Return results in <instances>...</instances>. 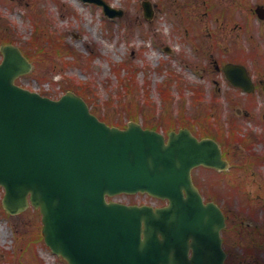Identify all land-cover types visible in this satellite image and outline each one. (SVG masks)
Wrapping results in <instances>:
<instances>
[{
    "label": "rangeland",
    "instance_id": "374dc122",
    "mask_svg": "<svg viewBox=\"0 0 264 264\" xmlns=\"http://www.w3.org/2000/svg\"><path fill=\"white\" fill-rule=\"evenodd\" d=\"M143 1L107 0L123 9L121 16L109 17L102 6L83 0H0V44L11 42L33 56V68L17 78L19 84L54 98L68 90L85 94L92 110L110 124L123 127L133 118L164 133L188 126L244 143L243 151L231 157L230 173L199 166L193 175L205 198L217 199L235 221L244 217L249 222L245 239H254L250 245L238 231L228 236L226 245L235 259L239 262L244 253V263L264 264V204L256 197L264 189V128L259 122L264 96H255L256 120L237 116L240 93L216 67L241 58L264 75L260 23L252 16L250 31H244L241 0H207L216 12L234 4L233 22L205 13L209 9L203 0H148L154 14L146 18ZM232 121L239 132L229 138ZM241 133L255 137L252 154ZM4 193L0 187V264H68L45 243L40 210L30 206L10 215L2 204ZM112 198L164 204L141 192Z\"/></svg>",
    "mask_w": 264,
    "mask_h": 264
},
{
    "label": "water",
    "instance_id": "95a60500",
    "mask_svg": "<svg viewBox=\"0 0 264 264\" xmlns=\"http://www.w3.org/2000/svg\"><path fill=\"white\" fill-rule=\"evenodd\" d=\"M144 7L152 17L151 3ZM0 50V186L9 213L39 208L46 243L70 264H225V214L192 177L202 164L228 167L216 140L186 127L166 139L136 121L111 126L74 91L54 99L17 84L33 63L12 43ZM226 72L235 84L251 81L244 66ZM139 191L169 204L107 200Z\"/></svg>",
    "mask_w": 264,
    "mask_h": 264
},
{
    "label": "flooded vegetation",
    "instance_id": "af4514ba",
    "mask_svg": "<svg viewBox=\"0 0 264 264\" xmlns=\"http://www.w3.org/2000/svg\"><path fill=\"white\" fill-rule=\"evenodd\" d=\"M205 3V7H207L209 10L205 11V13H209L211 14V16H217L219 17L217 20H220L221 18L228 20V22H233L235 21V7L234 4L225 6L223 9H221L219 12L214 11V6L215 4H213V1H209V3L207 2V0H203ZM233 1V0H231ZM242 1V5L246 8V16H245V23L243 25V28L245 29L244 31H250L249 28V20L251 19L252 16L256 17L260 23V33H264V0H258L256 3L252 4L250 3V0H241ZM236 7H238V5H235ZM263 26V27H262ZM248 29V30H247ZM243 31V32H244ZM234 63H238V64H244L242 62H234ZM218 65V64H217ZM216 65V67H217ZM247 67V71L248 74L252 77V89L251 91L246 90V88L240 87V86H236L234 85L231 81H229L228 79H226V82L229 83L230 88L233 90H237L240 93V99L242 100L243 104L241 103V100L237 101L238 102V111H236L238 114L237 116L239 117H248L249 119H254L256 120V112L254 111L253 107L254 104L256 103V98L255 96H259L262 97L264 96V75L262 73V71H258V70H254L251 71V69L249 68V66L247 64H244ZM217 69H220L219 67H217ZM224 76L225 72L224 70H222ZM250 86V85H249ZM261 89V90H260ZM233 97V96H232ZM260 120L259 122H261L262 127L264 128V109L263 111L260 112ZM232 125H235V123L232 121ZM236 130L239 132V130H237V128H233V130ZM232 135L231 131H228V136L230 138V136ZM241 139L247 140V144H246V149L247 151L249 150L250 153L252 154L253 152L251 151L253 148V143L255 140V137H251L247 136L246 133H241ZM227 138V136H226ZM228 140V138H227ZM244 143L240 142H230L227 143L225 145L226 150L223 148V153L224 156L228 159L229 163H230V167L232 166V159H230L231 157L233 158V156L240 151H243L244 148ZM227 154V155H226ZM249 155V154H248ZM228 156V157H227ZM250 156V155H249ZM257 157H259V155H257ZM167 203V202H166Z\"/></svg>",
    "mask_w": 264,
    "mask_h": 264
},
{
    "label": "trees",
    "instance_id": "16d2710c",
    "mask_svg": "<svg viewBox=\"0 0 264 264\" xmlns=\"http://www.w3.org/2000/svg\"><path fill=\"white\" fill-rule=\"evenodd\" d=\"M5 42H7V41H5ZM27 55H29V54H27ZM28 57H33L32 55L30 56H28ZM85 97H86V99L88 100V98H89V96H87V95H85V94H83ZM88 102L90 103V101L88 100ZM214 198V197H213ZM262 202H264V201H262ZM225 208V207H224ZM245 209H247L246 207H244ZM225 211H226V213H227V215H228V217H229V225H228V227L225 229V231H224V236H225V238H226V242H229V235H230V233H234V232H236V231H238V233L239 234H242L243 235V241H244V239H245V237H246V235H249V232L250 231H247L248 229H249V226H250V224H249V222L247 223L246 222V220H245V218L244 217H241V219L240 220H238V221H235L234 219V215H233V213H230V211L229 210H226V208H225ZM234 218V219H233ZM254 225V224H253ZM257 228V227H256ZM263 236H264V234L263 233H261ZM260 237H261V235H260ZM262 240V239H261ZM254 241V239H251V241H249V240H247V239H245V246L246 245H250V243H252ZM263 242V241H262ZM243 243V242H242ZM264 243V242H263ZM228 249V253H229V256H228V259H227V264H236V262H237V264H253V262L252 261H250L249 263H244V261H245V259H246V257H245V255H244V253L242 254V258H240V260H239V262L236 260L237 259V257H236V254H234L233 253V251H231L229 248H227ZM236 258V259H235ZM254 262H256V260L254 261ZM257 264V263H256Z\"/></svg>",
    "mask_w": 264,
    "mask_h": 264
}]
</instances>
